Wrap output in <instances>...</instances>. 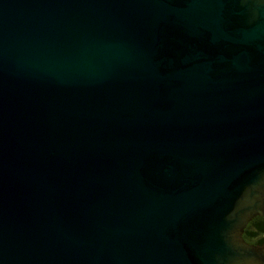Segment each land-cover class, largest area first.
Wrapping results in <instances>:
<instances>
[{
	"label": "water",
	"instance_id": "1",
	"mask_svg": "<svg viewBox=\"0 0 264 264\" xmlns=\"http://www.w3.org/2000/svg\"><path fill=\"white\" fill-rule=\"evenodd\" d=\"M264 0H0V264H264Z\"/></svg>",
	"mask_w": 264,
	"mask_h": 264
},
{
	"label": "flooded vegetation",
	"instance_id": "2",
	"mask_svg": "<svg viewBox=\"0 0 264 264\" xmlns=\"http://www.w3.org/2000/svg\"><path fill=\"white\" fill-rule=\"evenodd\" d=\"M250 221H253L252 225H251V227H249V229H247V224ZM250 221L246 224V226L243 230V233H242V237H243V235H246L248 232L253 234V235H256L259 231L264 230V215L255 216ZM261 244H264V241Z\"/></svg>",
	"mask_w": 264,
	"mask_h": 264
},
{
	"label": "trees",
	"instance_id": "3",
	"mask_svg": "<svg viewBox=\"0 0 264 264\" xmlns=\"http://www.w3.org/2000/svg\"><path fill=\"white\" fill-rule=\"evenodd\" d=\"M252 222L253 221H250L247 224V229L251 227ZM243 238L249 243H253V244L262 243L264 241V230L259 231L256 235H253L248 232L246 235H243Z\"/></svg>",
	"mask_w": 264,
	"mask_h": 264
}]
</instances>
